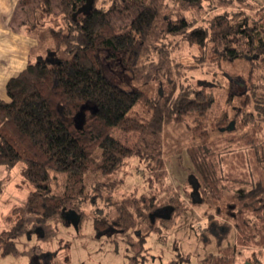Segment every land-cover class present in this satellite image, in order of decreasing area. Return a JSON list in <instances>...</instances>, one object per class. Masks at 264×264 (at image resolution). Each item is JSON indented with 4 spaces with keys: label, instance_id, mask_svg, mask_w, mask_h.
<instances>
[{
    "label": "trees",
    "instance_id": "1",
    "mask_svg": "<svg viewBox=\"0 0 264 264\" xmlns=\"http://www.w3.org/2000/svg\"><path fill=\"white\" fill-rule=\"evenodd\" d=\"M34 2L23 0L28 14L23 29L43 41L50 37L54 48L44 58L30 52L27 66L7 82L9 99H0V168L22 163L23 180L35 188L26 206L15 210L20 219L0 232V258L19 252L16 239L30 223L43 235L52 221L73 225L69 209L79 215V230L89 205L111 204L128 159L138 157L152 176H160L163 129L174 120L185 121L197 138L187 147L200 174H192L198 185L189 193L215 206L236 229V243L208 254L201 264H238L237 246L264 248V5L256 0H59L65 23L57 28L45 27L54 14L52 0H38L36 7ZM177 44L198 47L214 60L244 62L247 73L230 76L222 110L207 87L182 81L179 55L172 54ZM102 52L112 66L130 70L128 83L156 82L154 94L109 78ZM236 80L243 87L239 92ZM115 128L136 131L138 138L127 145L114 136ZM212 129L219 134L212 136ZM51 171L65 174L56 192ZM96 175L104 178L93 179ZM142 196L143 207L130 198L121 201L116 219L99 212L93 217L96 229L127 232L139 219L155 225L144 207L154 210L157 200ZM30 261L41 264V255L32 254ZM127 264L138 261L130 257Z\"/></svg>",
    "mask_w": 264,
    "mask_h": 264
},
{
    "label": "rangeland",
    "instance_id": "2",
    "mask_svg": "<svg viewBox=\"0 0 264 264\" xmlns=\"http://www.w3.org/2000/svg\"><path fill=\"white\" fill-rule=\"evenodd\" d=\"M37 3L38 0H35L32 6L36 7ZM52 6L54 14L51 16L52 20L47 18L45 27L54 25L59 28L65 23L60 13L59 0H52ZM26 9L25 5L24 20L28 16ZM178 11L177 7L176 13ZM182 13L185 14V11ZM186 14L192 15L189 11ZM34 34L36 33H30L35 38L30 52L33 57L44 58L48 55V50L54 48V42L50 37L43 41ZM172 54L179 55L177 62L178 66H183L182 81L195 88L207 87L214 93L219 111L226 105L228 97L226 89L230 85V76L247 73L241 60L236 62L214 60L209 52L203 54L198 47L185 49V46L177 44L176 47L174 45ZM101 58L107 75L114 82L127 89L140 87L154 94L158 87L156 82L147 85L135 81L128 83L131 79L130 70L112 66L106 52H102ZM240 81L232 82L237 92L243 88ZM189 123L193 121L190 120ZM113 134L130 146L135 143L139 135L136 131L125 132L119 128H115ZM218 134V131L212 129V136ZM196 141L197 138L185 121L174 120L167 123L163 129L165 167L160 171V176L157 178L152 176L147 163L138 157L128 159L119 174L121 181L113 192L111 204L100 201L98 203L100 209L89 205L84 210L87 216H84L78 231L72 225L52 221L47 233L43 235L39 225L30 223L27 226L28 232L19 236H22L20 239L24 241V245L18 243L16 239L19 252L6 258L1 257L0 264H26L34 253L41 255V264H45L44 260L46 262L47 259L51 264H127L130 257H136L138 264H201L202 259L208 254H216L220 248L235 244L236 229L231 219L224 213H218L215 206L199 201L198 195L192 197L189 193L194 190L189 181L190 175H200L187 150V147ZM21 168L22 163H18L10 170L0 168V179H3L0 193V232L12 228L15 221L20 219L21 213L15 210L24 208L31 192L35 190L32 184L23 180ZM51 174L50 187L55 192L59 191L65 174L55 171H51ZM191 177L198 179L195 176ZM96 178L104 177L96 175L93 179ZM89 180L91 181L92 178ZM243 190L244 187L237 188L239 192ZM143 194H148L150 198L155 197L157 207L168 208L164 211V215H156L157 207L154 210L144 207L146 213L152 212L155 225L139 219L127 232L117 230L109 232L108 226L102 231L96 229L93 217L99 212L102 214L101 217L116 219L119 215L117 205L121 201L130 198L137 200L139 206L143 207L145 204L141 201L144 200L141 199ZM167 201H171L176 206L175 210ZM35 229L40 231L35 232ZM254 253L264 257V252L260 249L237 246V263H244L252 258Z\"/></svg>",
    "mask_w": 264,
    "mask_h": 264
},
{
    "label": "crops",
    "instance_id": "3",
    "mask_svg": "<svg viewBox=\"0 0 264 264\" xmlns=\"http://www.w3.org/2000/svg\"><path fill=\"white\" fill-rule=\"evenodd\" d=\"M256 1L264 5V0ZM24 8L23 0H0V99H9L6 90L7 82L26 67L31 47L34 45L35 38L23 29ZM191 176L189 181L194 187V192L197 179ZM72 226L78 231L74 224ZM21 237L17 238V242L24 245ZM28 237L31 236L28 235ZM257 249L264 252V248ZM9 256L11 254L5 258ZM249 260L264 264V257L255 255V253ZM26 264H31L30 258Z\"/></svg>",
    "mask_w": 264,
    "mask_h": 264
},
{
    "label": "water",
    "instance_id": "4",
    "mask_svg": "<svg viewBox=\"0 0 264 264\" xmlns=\"http://www.w3.org/2000/svg\"><path fill=\"white\" fill-rule=\"evenodd\" d=\"M53 53L52 52H49V55L51 56ZM49 59L51 61H54L53 58L49 57ZM234 123V121L232 122V124ZM66 214L68 215L69 219L72 220V222L74 223L75 227L77 228V223H78V220H79V215L76 213V211L74 209H69L68 211H66ZM36 231H40V229H37ZM242 264H258L254 261H251V260H247L245 261L244 263Z\"/></svg>",
    "mask_w": 264,
    "mask_h": 264
},
{
    "label": "flooded vegetation",
    "instance_id": "5",
    "mask_svg": "<svg viewBox=\"0 0 264 264\" xmlns=\"http://www.w3.org/2000/svg\"><path fill=\"white\" fill-rule=\"evenodd\" d=\"M168 208H166V207H157L155 210V212H156V215H160V214H165L164 213V211H166ZM254 262H256V261H254ZM257 263V262H256Z\"/></svg>",
    "mask_w": 264,
    "mask_h": 264
}]
</instances>
